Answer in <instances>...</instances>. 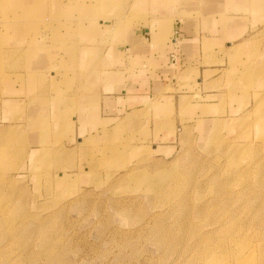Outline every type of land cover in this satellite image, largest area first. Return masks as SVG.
<instances>
[{
    "label": "rangeland",
    "instance_id": "374dc122",
    "mask_svg": "<svg viewBox=\"0 0 264 264\" xmlns=\"http://www.w3.org/2000/svg\"><path fill=\"white\" fill-rule=\"evenodd\" d=\"M122 7L0 0V264H264V96L203 136L157 98L84 135L109 78L84 36L121 47Z\"/></svg>",
    "mask_w": 264,
    "mask_h": 264
},
{
    "label": "crops",
    "instance_id": "0c3cea01",
    "mask_svg": "<svg viewBox=\"0 0 264 264\" xmlns=\"http://www.w3.org/2000/svg\"><path fill=\"white\" fill-rule=\"evenodd\" d=\"M122 8L124 17L140 19L126 27L121 47L102 46L108 34L99 29L110 22H99L96 32L84 36L99 45L98 70L109 74L85 94L101 101L100 111H90L97 117L82 125L84 135L112 129L122 112L136 113L152 98L169 104L174 115L181 112L188 121L182 128L202 136L209 122L227 125L240 119L248 105L246 112L256 109L264 96V0H123ZM249 60L250 90L244 94L239 76ZM72 65L65 67L72 71ZM70 88L63 97L75 94L77 83ZM76 119L78 114L72 117ZM79 125L77 121L73 135L78 136Z\"/></svg>",
    "mask_w": 264,
    "mask_h": 264
},
{
    "label": "bare ground",
    "instance_id": "6f19581e",
    "mask_svg": "<svg viewBox=\"0 0 264 264\" xmlns=\"http://www.w3.org/2000/svg\"><path fill=\"white\" fill-rule=\"evenodd\" d=\"M26 1H29V0H26ZM35 14V13H34ZM13 29H14V27H15V25L14 24H12V26H11ZM30 48V47H29ZM30 50V49H29ZM29 55H31V53H30V51H28V50H25L24 52H23V54H22V56H24V57H28ZM20 76H23V75H21L20 74ZM8 102H12L11 100H7ZM12 103H14V102H12ZM30 125H34V126H36V128H37V126H38V123H37V121L35 120V119H33L31 122H30ZM3 152V151H2ZM5 158V157H4Z\"/></svg>",
    "mask_w": 264,
    "mask_h": 264
}]
</instances>
